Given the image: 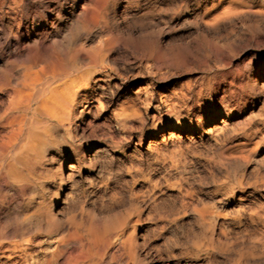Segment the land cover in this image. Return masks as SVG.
<instances>
[{
  "label": "rangeland",
  "instance_id": "obj_1",
  "mask_svg": "<svg viewBox=\"0 0 264 264\" xmlns=\"http://www.w3.org/2000/svg\"><path fill=\"white\" fill-rule=\"evenodd\" d=\"M115 1L109 77L89 69L87 102L53 121L28 181L7 192L19 217L43 207L59 228L23 223L28 264L93 226L106 238L85 249L102 264H264V0ZM0 3L23 18L24 3Z\"/></svg>",
  "mask_w": 264,
  "mask_h": 264
},
{
  "label": "bare ground",
  "instance_id": "obj_2",
  "mask_svg": "<svg viewBox=\"0 0 264 264\" xmlns=\"http://www.w3.org/2000/svg\"><path fill=\"white\" fill-rule=\"evenodd\" d=\"M19 1L24 3L26 10L23 18L19 19L7 15L8 11H4L0 3V51L2 48L4 52L1 53L2 58H12L20 63L16 65L9 62L11 64L4 66L0 58V92L5 97L4 102L0 100V106L3 107L0 115V264H8L1 259L13 255L15 249L19 251L18 260L10 264H28L33 260L34 250L31 246L35 241L23 236L24 229H19L23 223L30 225L38 221L34 224L36 228L40 225L37 223H41V227L43 225L48 231L59 229L50 209L34 208L35 211L27 217H19L21 215L18 216L16 205L12 206L6 200V196L11 194L7 192L12 191L10 186L16 187L25 182L28 172L32 171L29 170L31 159L37 157L53 140V121L60 122V126L64 127L68 124L65 123V117L73 113L75 105L87 102V93L94 89V79L90 76L96 71L90 70L102 68L103 77H109L105 58H108L106 53L111 42L108 38L102 40L101 32L106 29L113 15L110 13H114L116 2L13 0V3ZM68 5V9L61 13V8ZM19 27L22 35L19 34ZM92 42H95L94 48L88 49ZM54 47L60 48L58 52L53 50ZM60 55L64 58H60ZM86 68L90 72H85ZM80 71L83 73L80 74ZM140 90L142 89L137 91ZM95 100L101 108L103 105L100 98ZM85 156L86 154H82L77 162H84ZM99 229L88 227L86 236L74 235L72 240L69 234L67 237L71 240V249L66 248L65 241H61L65 238L61 237L54 250L46 251L41 259L33 262L102 264L99 249H85V246L91 247L96 240L106 238V231ZM16 236L19 240L15 239ZM102 242L97 244L102 246ZM6 252H10L9 255Z\"/></svg>",
  "mask_w": 264,
  "mask_h": 264
}]
</instances>
